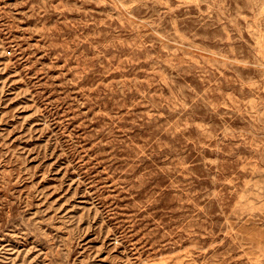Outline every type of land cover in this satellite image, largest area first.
<instances>
[{"label": "rangeland", "instance_id": "1", "mask_svg": "<svg viewBox=\"0 0 264 264\" xmlns=\"http://www.w3.org/2000/svg\"><path fill=\"white\" fill-rule=\"evenodd\" d=\"M0 264H264V0H0Z\"/></svg>", "mask_w": 264, "mask_h": 264}]
</instances>
